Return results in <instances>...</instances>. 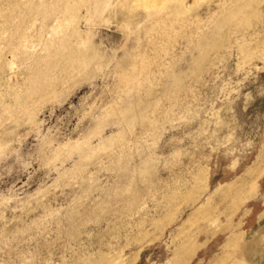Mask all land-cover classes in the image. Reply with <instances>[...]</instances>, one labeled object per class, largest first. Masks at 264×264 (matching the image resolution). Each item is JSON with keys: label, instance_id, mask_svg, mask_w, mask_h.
<instances>
[{"label": "rangeland", "instance_id": "374dc122", "mask_svg": "<svg viewBox=\"0 0 264 264\" xmlns=\"http://www.w3.org/2000/svg\"><path fill=\"white\" fill-rule=\"evenodd\" d=\"M0 264H264V0H0Z\"/></svg>", "mask_w": 264, "mask_h": 264}]
</instances>
